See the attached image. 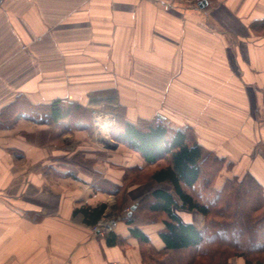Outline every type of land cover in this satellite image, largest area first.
<instances>
[{"label":"crops","instance_id":"1","mask_svg":"<svg viewBox=\"0 0 264 264\" xmlns=\"http://www.w3.org/2000/svg\"><path fill=\"white\" fill-rule=\"evenodd\" d=\"M196 1L0 0V264H165V225L137 222L136 209L116 215L107 234L92 230L112 205L122 214L123 203L171 186L152 179L156 165L128 143L100 144L91 108L134 125L160 116L189 127L206 155L235 166L234 130L252 106L259 116L264 42L233 34L264 19V0ZM261 156L243 173L264 186ZM101 206L94 225L84 211ZM174 211L203 227L198 211Z\"/></svg>","mask_w":264,"mask_h":264},{"label":"trees","instance_id":"2","mask_svg":"<svg viewBox=\"0 0 264 264\" xmlns=\"http://www.w3.org/2000/svg\"><path fill=\"white\" fill-rule=\"evenodd\" d=\"M259 24L264 28V19L253 22L252 28ZM51 109L55 120L63 115L59 102ZM115 114L112 137L141 152L150 165H156L151 178L171 186V190L155 188L136 199L137 211L165 225L160 232L165 264H231L234 258H242L244 264L264 263L263 184L249 171L219 182L223 170L230 172L232 164L214 153L206 155L189 127L173 128L156 122L134 125ZM174 207L198 211L204 217L203 227L183 222ZM90 210L84 212L95 225L104 206ZM126 221L131 223L134 217ZM132 234L149 241L137 228ZM114 241L108 239L110 244Z\"/></svg>","mask_w":264,"mask_h":264},{"label":"rangeland","instance_id":"3","mask_svg":"<svg viewBox=\"0 0 264 264\" xmlns=\"http://www.w3.org/2000/svg\"><path fill=\"white\" fill-rule=\"evenodd\" d=\"M248 26V25H247ZM234 37H237L236 41H238V39L240 40H245V41H257L258 43L264 42V28L260 26H255L254 28H252V23L249 26V28H247V30L244 31V29L241 32H238ZM258 97V101H256L259 104V107H257V110L259 111V116H255L253 114L254 108L255 107H251L250 111L252 112L250 114L249 120L245 123L242 124L241 128L236 131V129L234 130V132H236V138H233L232 142L235 141V144H239L241 143L242 146V157L235 162V166H233V168L231 170H229L230 172H228V170H223L222 175H221V181H223V179H225L227 176L231 177L234 174H243L244 171V164L248 163V165L254 161L258 162L261 161L260 159L262 158L261 154H264V89L263 92L260 93L259 91L255 93ZM263 97V98H262ZM105 111H110L112 112L110 109L104 107L103 108ZM91 116H92V112H91ZM232 116V115H231ZM254 120L256 122H254ZM236 127H239V124H233ZM95 129V136L97 138V140L100 142V144L106 146L108 144H110L112 146V144L115 143L116 140H114V138L111 135H105L102 134L100 132H98L97 128ZM111 129V128H110ZM204 132V131H203ZM202 132V134H203ZM205 133V132H204ZM110 138L113 142H108L104 140V137ZM205 140V139H204ZM208 140L211 139H207L205 140V142H209ZM241 140V141H240ZM107 142V143H106ZM235 144L233 143V145L235 146ZM236 153V152H235ZM238 154V153H237ZM238 159V158H237ZM229 165V164H228ZM227 165V166H228ZM263 168V167H262ZM122 204V203H121ZM123 205L125 206L124 209V213H120L119 211H117L118 213H116V211H113L112 209L115 210V207L112 205L107 212L105 213V215L101 218L102 220L105 219L107 213L109 211H112V219H116V215H117V221H120V219L122 217H124L126 215L127 212H131V204L129 203H123ZM122 205V206H123ZM133 212V211H132ZM136 215H138V220L137 222H143V213H141L140 211L136 212ZM147 217V216H145ZM136 218V217H135ZM149 218V217H147ZM150 220V218H149ZM134 221H136V219H134ZM108 226V225H107ZM96 227H98V225L93 226L92 230L99 236H102V234H107L110 230L109 229H100L96 230Z\"/></svg>","mask_w":264,"mask_h":264},{"label":"built area","instance_id":"4","mask_svg":"<svg viewBox=\"0 0 264 264\" xmlns=\"http://www.w3.org/2000/svg\"><path fill=\"white\" fill-rule=\"evenodd\" d=\"M199 1V0H198ZM104 107H93L92 108V120L94 127L97 128L98 132L110 135V128L115 124L116 122V115L110 111H105L103 109ZM158 122H162L163 120L161 118H157ZM106 128V130H105ZM104 140L108 142H113L110 138L104 137ZM103 229L100 228V222L98 224V227H96V230Z\"/></svg>","mask_w":264,"mask_h":264},{"label":"bare ground","instance_id":"5","mask_svg":"<svg viewBox=\"0 0 264 264\" xmlns=\"http://www.w3.org/2000/svg\"><path fill=\"white\" fill-rule=\"evenodd\" d=\"M105 130H106V128H105ZM112 210L115 211L114 209H112ZM112 213H113L112 211H109L107 213L105 219H103V220L100 221V228L109 229V228H111L114 225L113 219H112L113 218L112 217ZM110 223H113V224L109 225ZM106 225H108V226H106Z\"/></svg>","mask_w":264,"mask_h":264},{"label":"water","instance_id":"6","mask_svg":"<svg viewBox=\"0 0 264 264\" xmlns=\"http://www.w3.org/2000/svg\"><path fill=\"white\" fill-rule=\"evenodd\" d=\"M208 4V1L207 0H203V1H201L200 3H199V6L202 8V7H204V6H206ZM107 147H109V146H111L110 144H108V145H106ZM136 207H137V204H134L133 206H132V211H134L135 209H136ZM131 211V212H132ZM131 212L129 213V214H131Z\"/></svg>","mask_w":264,"mask_h":264}]
</instances>
